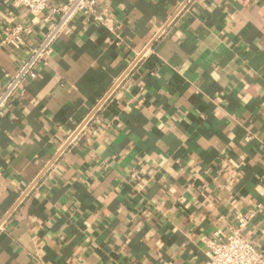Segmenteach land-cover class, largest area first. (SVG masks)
Here are the masks:
<instances>
[{
	"label": "crops",
	"instance_id": "1",
	"mask_svg": "<svg viewBox=\"0 0 264 264\" xmlns=\"http://www.w3.org/2000/svg\"><path fill=\"white\" fill-rule=\"evenodd\" d=\"M0 0V91L54 23ZM0 118V264H204L264 251V0H97ZM101 18L102 20H98Z\"/></svg>",
	"mask_w": 264,
	"mask_h": 264
},
{
	"label": "built area",
	"instance_id": "2",
	"mask_svg": "<svg viewBox=\"0 0 264 264\" xmlns=\"http://www.w3.org/2000/svg\"><path fill=\"white\" fill-rule=\"evenodd\" d=\"M51 0H14V5L28 9L32 14H42L50 7ZM97 0H64L61 5L52 8L47 20L54 23L43 39L36 44L27 59L23 61L16 73L7 74L6 83L0 91V118L23 88L28 79L38 77V67L45 63L52 54L54 44L62 36L71 22L82 14L91 17L96 12ZM98 20H102L99 18ZM32 26L16 24L6 26L0 32L2 45H12L17 49L27 44L26 35L32 33ZM262 210V206L250 209L237 215V224L225 240L210 239L207 241L209 251L204 264H264V251L243 236L245 227Z\"/></svg>",
	"mask_w": 264,
	"mask_h": 264
}]
</instances>
